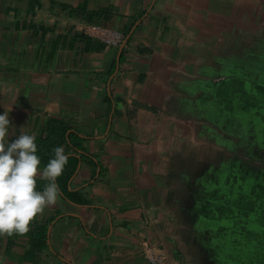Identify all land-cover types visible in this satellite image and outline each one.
Returning <instances> with one entry per match:
<instances>
[{"label": "crops", "instance_id": "obj_1", "mask_svg": "<svg viewBox=\"0 0 264 264\" xmlns=\"http://www.w3.org/2000/svg\"><path fill=\"white\" fill-rule=\"evenodd\" d=\"M263 101L264 0H0L8 142L34 134L41 170L56 147L68 156L57 203L0 237V264H149L146 245L230 264L214 251L239 243L231 191L251 177L264 194Z\"/></svg>", "mask_w": 264, "mask_h": 264}, {"label": "clouds", "instance_id": "obj_2", "mask_svg": "<svg viewBox=\"0 0 264 264\" xmlns=\"http://www.w3.org/2000/svg\"><path fill=\"white\" fill-rule=\"evenodd\" d=\"M10 111L0 115V237L26 235L45 208L57 203V180L68 163L63 147H56L41 170L34 134L21 133L9 143ZM37 177L46 181L42 191L37 190Z\"/></svg>", "mask_w": 264, "mask_h": 264}, {"label": "rangeland", "instance_id": "obj_3", "mask_svg": "<svg viewBox=\"0 0 264 264\" xmlns=\"http://www.w3.org/2000/svg\"><path fill=\"white\" fill-rule=\"evenodd\" d=\"M254 93L258 94L257 91H254ZM261 104L262 106L258 107L256 109L257 111L254 109V114L259 116L257 120L262 125L259 119L262 118V122L264 124V101L261 102ZM241 180L243 183H247V181H249V183H247V187L245 189L239 186L233 188L231 193L233 192L234 194H232V197L230 198L231 201L228 199V202L230 203L229 209H232L229 212V215L230 217H233L234 221L232 223L235 232L233 238H237L236 240L239 243H242L243 246L239 243L234 244L235 239L232 240L228 236L227 243L224 246V252L231 257L230 264H243V262H246V264H259L260 260H262L261 258L264 256V201H254L255 203L253 206L248 200L251 199L252 192H255L259 200L264 197V194L263 191H257V188H255V185H257L260 180L258 182L255 178L251 177H244ZM224 191L230 192V188L224 189ZM238 194L243 195L244 199H242V202L238 200ZM246 195L249 197H246ZM246 212L249 214L245 215ZM251 219V226H249L248 222ZM239 233L242 234V236H240ZM241 250H243L244 253H249L247 259L246 257L241 258ZM236 252H240L239 255L237 253L235 256ZM251 259H253V261ZM257 259L259 261L256 262Z\"/></svg>", "mask_w": 264, "mask_h": 264}, {"label": "built area", "instance_id": "obj_4", "mask_svg": "<svg viewBox=\"0 0 264 264\" xmlns=\"http://www.w3.org/2000/svg\"><path fill=\"white\" fill-rule=\"evenodd\" d=\"M83 33L87 37L100 41L107 47L119 48L124 42V35L120 31L96 24H86ZM142 254L149 264H169V259L166 256L156 254L150 246H144Z\"/></svg>", "mask_w": 264, "mask_h": 264}, {"label": "flooded vegetation", "instance_id": "obj_5", "mask_svg": "<svg viewBox=\"0 0 264 264\" xmlns=\"http://www.w3.org/2000/svg\"><path fill=\"white\" fill-rule=\"evenodd\" d=\"M260 120V119H259ZM260 122H261V120H260ZM262 123V129H263V132H264V124H263V122H261ZM258 201H264V197L261 199V200H259L258 199ZM242 202V201H241ZM251 202V204L253 203H255L254 201H250ZM248 210V209H247ZM248 212V211H247ZM245 213V215H248L249 213ZM240 245L241 246H243V244L242 243H240ZM224 246H225V244H222V245H220V247L218 248V250L217 251H214L215 252V254L214 255H217L218 257H219V259L221 260V261H230V256H228L225 252H224ZM241 252V258H244V257H246V259H247V257L249 256V253L248 252H245L244 253V251L243 250H241L240 251ZM240 257V256H239ZM257 261H259V260H257ZM243 264H246V262H243Z\"/></svg>", "mask_w": 264, "mask_h": 264}, {"label": "trees", "instance_id": "obj_6", "mask_svg": "<svg viewBox=\"0 0 264 264\" xmlns=\"http://www.w3.org/2000/svg\"><path fill=\"white\" fill-rule=\"evenodd\" d=\"M76 148H77V146L76 145H74ZM78 149V148H77ZM72 168V167H71ZM72 170V169H71ZM68 174H66V176L68 177V176H70V175H72V172L70 171V170H68ZM39 238V241L41 240V243H42V241H44V237H43V232H42V234H40V236L38 237ZM43 239V240H42Z\"/></svg>", "mask_w": 264, "mask_h": 264}]
</instances>
